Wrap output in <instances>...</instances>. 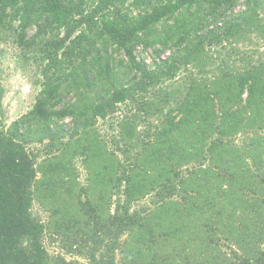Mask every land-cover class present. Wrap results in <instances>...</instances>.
Listing matches in <instances>:
<instances>
[{
  "label": "trees",
  "instance_id": "trees-1",
  "mask_svg": "<svg viewBox=\"0 0 264 264\" xmlns=\"http://www.w3.org/2000/svg\"><path fill=\"white\" fill-rule=\"evenodd\" d=\"M8 35L42 79L0 119V264H79L51 227L92 264H264V0H0Z\"/></svg>",
  "mask_w": 264,
  "mask_h": 264
},
{
  "label": "rangeland",
  "instance_id": "rangeland-1",
  "mask_svg": "<svg viewBox=\"0 0 264 264\" xmlns=\"http://www.w3.org/2000/svg\"><path fill=\"white\" fill-rule=\"evenodd\" d=\"M0 41V66H1V84L4 88L2 96V107L0 109V119L2 123L9 126L14 120L28 113L35 104L37 95L40 91L39 82L41 78V68L39 66L40 54L29 53L26 54L15 42L12 35L3 37ZM263 43L262 41H260ZM264 51V46L261 47ZM140 51V50H139ZM169 54L166 51L162 54L165 58ZM140 57L146 59L151 63L154 58V52L152 49L141 51ZM207 70L212 69L211 65H208ZM206 73V72H205ZM180 76L176 77L179 79ZM120 111L118 114L126 112L129 108L126 105H119ZM114 118H108L107 120L100 119L98 122V129L103 137H106L110 144H112V130L110 124ZM66 124L70 123V119L65 120ZM144 125L139 127V130H143ZM44 144L31 143L28 147L31 150H36L39 154V158L44 156ZM76 167L79 171L80 181L83 185L89 184L88 174L86 169L81 163V160H75ZM136 207V206H135ZM40 218L50 224L51 215L44 209L43 206L36 202L33 208ZM52 231H48L45 237V244L47 249L53 256H61L67 261H78L79 264H92L88 260L86 255H79L76 253V245H71V240L63 238L62 236L54 233L56 232L52 227ZM182 249V245H181ZM184 255V253H181ZM119 259V255H118Z\"/></svg>",
  "mask_w": 264,
  "mask_h": 264
}]
</instances>
